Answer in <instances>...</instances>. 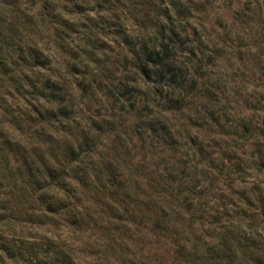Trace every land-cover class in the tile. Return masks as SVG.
Wrapping results in <instances>:
<instances>
[{
  "label": "rangeland",
  "instance_id": "rangeland-1",
  "mask_svg": "<svg viewBox=\"0 0 264 264\" xmlns=\"http://www.w3.org/2000/svg\"><path fill=\"white\" fill-rule=\"evenodd\" d=\"M189 1L183 0L187 5ZM191 1L201 11L192 12L190 20L181 26L189 30L195 45L204 44L209 51L219 48L228 53L216 62L209 60L211 55L197 62L202 65L197 68L202 76L197 74L200 85L195 92L196 107L191 112L184 110L185 116L175 114L169 118L174 131L182 134L179 143L167 144L162 138L153 144L147 138L149 131L144 136L147 141L142 142L132 129L139 133L147 129L139 126L135 116L129 117L123 128L127 134L113 131L97 139L103 156L95 157L99 161L95 169L96 174L100 173L98 181L83 189L78 181L72 180L69 185L80 189L78 195L76 199L65 197L63 201L67 205L56 208L57 216L41 215L45 205L41 196L46 189L39 188L45 185L51 167L58 165L56 146L59 140L62 144L66 142L67 134L57 122L50 125L45 120L46 114L44 117L30 114L23 98L10 97L17 85L0 65V96L13 104L17 112L16 119L0 114V136L5 135L4 138L13 142L8 147L7 141L0 137V244L6 242L12 248L14 244L27 243L23 254L7 260V264H35L40 259L49 262L47 258L53 252L47 254L46 249L55 244L72 250L78 264H186L184 255L176 253L180 246L187 244L191 250L194 244H199V255L204 256L211 241L208 236L220 232V229L214 232L215 225H211L208 212L223 210L227 202L233 213L236 205L244 202L246 196L240 194L245 187L241 184L229 187L222 181L217 189V185L210 187L218 175L217 164L209 160L200 162L198 146L190 157L186 152L190 147L188 139L196 136V132L198 142L204 145L213 142L216 134L201 119L203 114L219 115L227 120L221 126L232 134L233 122L241 117L263 121L264 7L260 0ZM32 9L26 0H0V58H6L11 48L34 50L39 45L46 52L50 48L45 33L48 27L30 18ZM115 69L110 64L107 71L95 73L97 78H108L103 86L118 77L117 73L114 75ZM54 72L64 74L60 66ZM62 83L67 92L71 90L69 80ZM215 91L219 92L217 97ZM93 108L101 109V105L96 102ZM188 117L194 118L192 124L197 126L186 127ZM198 125L204 126L198 128ZM70 138L67 139L70 141ZM254 142L252 139L242 149L244 155L243 151H237L239 155L254 154L253 158H257ZM26 156L28 166L23 163ZM49 193V196L55 195L54 191ZM205 202L208 206L202 212ZM194 213L207 217L202 220L204 224L191 225ZM75 214L79 222L73 224ZM241 236V231L230 235L233 248L223 252L222 262L209 264H262L264 247L254 245L246 250L243 239H239ZM200 238L206 242H198ZM33 243L39 244L41 250H31ZM21 256L31 261L15 262Z\"/></svg>",
  "mask_w": 264,
  "mask_h": 264
},
{
  "label": "trees",
  "instance_id": "trees-1",
  "mask_svg": "<svg viewBox=\"0 0 264 264\" xmlns=\"http://www.w3.org/2000/svg\"><path fill=\"white\" fill-rule=\"evenodd\" d=\"M26 2L33 7L30 18L48 27L45 33L50 48L47 52L39 45L34 50L27 47L11 48L6 58H0V65L17 85L10 92V97L23 98L30 114L39 117L46 114L45 120L50 125L57 122L67 134L64 136L66 142L62 144L59 140L56 146L59 150L56 157L58 165L51 167L45 177V185L39 188L46 189L41 196V200L45 201L44 210H40L41 215L57 216L59 213L56 208L67 205L63 199L78 195L80 189L69 185L72 180L78 181L83 189L98 181L100 173L96 174L95 169L99 161H95V157L103 156L99 153L97 139L107 132H122L129 117L135 116L139 126L147 129L141 133L132 129V133L135 131L142 142L147 141L144 136L149 131L147 138L151 143L157 144L159 139L164 138L165 143L177 145L182 134L174 131L175 127L170 124L169 118L175 114L184 115V110L191 112L196 107L195 92L200 85L198 75L202 76L197 69L202 65L197 62H202L208 55H211L209 60L216 62L228 52L219 48L209 51L207 45H195L189 30L181 26V23L190 20L192 12L201 11L191 0L189 5L183 0ZM110 64L116 68L114 75L117 73L118 77L115 78L116 82L103 86L108 78H97L95 73L107 71ZM59 66L64 70L63 75L54 72V68ZM65 80L70 82L71 90L68 92L62 83ZM218 93L215 91L214 95L217 97ZM77 99L78 103L75 102ZM96 102L101 105V109L93 110ZM0 111V114L13 119L17 117L14 105L1 96ZM254 111H258L257 108ZM86 113L90 115L84 117ZM219 117L213 114L210 117L201 116L208 129L216 135L212 144L204 145L202 141L198 142L199 135L196 132V136L187 138L190 147L186 155L190 157L194 147L198 146L200 162L209 160L217 164L215 169L218 175L213 178L210 187L217 185V189L222 181H226L229 187L241 184L245 191L240 196L246 197L241 206L236 205L233 213L226 206L227 202L223 210L208 212L211 225H215L214 232L217 229L220 232L208 236L211 241L204 256L199 255V244H194L191 250L187 244L180 246L176 253L184 255L183 262L186 264L222 262L225 256L223 252L228 247L233 248L230 235L238 231L242 232L239 239H243L246 250H251L254 245L264 247V119L260 121L241 117L233 122L232 134L221 126V122L227 123V120ZM193 120L192 117L186 120L185 126H197L192 124ZM200 125L198 128L204 126ZM217 127L221 129L217 130ZM122 133L127 134L124 131ZM0 137L7 141L5 144L8 147H12V139L4 138L5 135ZM252 139L258 150L257 158H253L254 154L243 156L245 152L242 149ZM239 150L243 151L242 156L237 152ZM23 159V163L28 166V156ZM53 191L55 195L49 196V192ZM206 206L208 203L202 204V212H206ZM72 217L73 224L79 222L77 214ZM203 218L207 217L194 213L190 218L191 225L204 224ZM216 236L222 237L214 241ZM197 241L206 242L201 238ZM25 244H14L12 248L6 242L0 244L3 253L0 255V264H7V260L22 255ZM33 244L31 250H41L39 244ZM46 250H49L47 254L53 252L47 258L49 262L40 259L35 264H78L72 250L62 245L55 244ZM20 261L31 260L22 256L15 260Z\"/></svg>",
  "mask_w": 264,
  "mask_h": 264
},
{
  "label": "crops",
  "instance_id": "crops-1",
  "mask_svg": "<svg viewBox=\"0 0 264 264\" xmlns=\"http://www.w3.org/2000/svg\"><path fill=\"white\" fill-rule=\"evenodd\" d=\"M262 6L264 7V0H260Z\"/></svg>",
  "mask_w": 264,
  "mask_h": 264
}]
</instances>
